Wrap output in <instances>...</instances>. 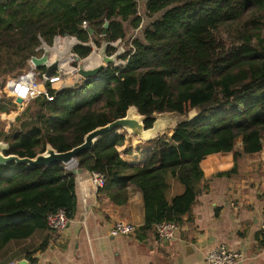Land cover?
I'll return each instance as SVG.
<instances>
[{
    "label": "trees",
    "instance_id": "trees-1",
    "mask_svg": "<svg viewBox=\"0 0 264 264\" xmlns=\"http://www.w3.org/2000/svg\"><path fill=\"white\" fill-rule=\"evenodd\" d=\"M144 9L149 18L161 15L143 30L142 40H132L135 50L124 68L109 64L94 77L58 90L51 102L31 101L7 132L0 123V140L9 143L6 155L34 157L47 144L58 152L78 146L87 132L125 116L130 106L143 116L145 128L155 114L196 110L170 135L153 140L142 166L119 156L123 132L101 136L76 157L83 172L105 178L97 196L105 219L130 222L128 187L134 186L143 199L141 229L152 231L163 221L180 224L191 211L206 160L233 153L238 139L244 154L261 149L264 0H146ZM136 11L135 0H0V79L19 74L31 56L42 54V44L50 47L65 34L81 42L72 52L80 60L87 57L82 67L95 68L102 62L97 52L90 54L89 42L99 46L97 36L107 42L125 38V22L132 28L140 24ZM223 26L230 30L229 44L215 34ZM114 51L107 46V55ZM74 62L71 56L63 59L67 73ZM59 84L56 80L54 86ZM1 112L9 109L0 102ZM173 181L182 190L169 197ZM75 182V174L61 163L0 165V249L46 227L49 213L64 209L71 217L78 198Z\"/></svg>",
    "mask_w": 264,
    "mask_h": 264
},
{
    "label": "crops",
    "instance_id": "crops-1",
    "mask_svg": "<svg viewBox=\"0 0 264 264\" xmlns=\"http://www.w3.org/2000/svg\"><path fill=\"white\" fill-rule=\"evenodd\" d=\"M146 143L125 140L117 148L119 156L132 166H142L154 141ZM203 169L196 201L170 241L159 240L154 230L141 229L143 199L134 186L128 187V204L135 232L112 235L117 220L104 218L98 202L93 201L92 187L84 180L87 197L83 199L75 182L77 206L67 227L57 231L39 228L30 237L10 240L0 249V264H30L36 259L42 264H207L206 252L221 244L242 254L237 264H264L260 229L264 221V135L258 152L242 153L239 139L233 153L206 160ZM181 190L173 181L169 197ZM41 244L44 248L39 250Z\"/></svg>",
    "mask_w": 264,
    "mask_h": 264
},
{
    "label": "built area",
    "instance_id": "built-area-1",
    "mask_svg": "<svg viewBox=\"0 0 264 264\" xmlns=\"http://www.w3.org/2000/svg\"><path fill=\"white\" fill-rule=\"evenodd\" d=\"M137 3V11L136 16H138L140 20V24L137 28H135V33L142 27L144 22V13L141 12L139 6V0H135ZM84 29H88V25L86 23L83 24ZM102 36V35H100ZM135 38L133 36L129 38H119L113 42H107V46H111L115 48V51L118 49H122L119 56L117 57L119 63L117 67L124 68L127 63V60L135 50L132 40ZM77 44H81V42L75 37L70 35L57 36L54 39L52 46H46L44 44L41 45V49H48L49 51V59L47 64L42 67H36L30 58L27 60V67L23 69L17 75H8L5 80L0 84V102L1 99H8L15 107V112L9 110V112H1L0 119L6 121V123H13L15 118L23 111V109L33 100L37 98L45 99L48 102L53 101L55 97V93L65 87H71L77 83H81L86 80L79 74V68L82 66V63L85 59L80 60L75 57V54L72 52L73 47ZM89 45L92 47V53L97 52V47L95 44L90 41ZM126 46V47H125ZM114 51V52H115ZM113 52V53H114ZM51 54H55L53 60H50ZM124 54L126 55L125 59H121L120 57ZM40 56V55H38ZM66 56L74 57L75 60L81 62V65L77 67H73L69 69V73L66 72V69L62 65V61ZM90 56V55H89ZM88 56V57H89ZM51 63L56 64V69L50 77L45 75V67ZM101 68H106L107 65L101 63ZM39 68H44L42 72L39 71ZM77 73L76 77L74 74ZM73 75L72 78L70 76ZM70 79V80H69ZM56 80H60V84L58 86H54ZM47 84H49V91L47 88ZM20 99L21 102L17 103L16 100ZM13 115V116H12ZM65 170L72 171L73 169H77V161L63 165ZM83 171L81 173H75L76 186L79 187L83 199L87 197V193L82 188V182L85 180L92 187V196L93 201H95L99 193V190L104 186L105 178L104 176L96 171ZM70 217L64 209H59L54 213H49L46 215L45 224L46 228L51 231L63 230L67 227L70 222ZM181 228L180 224L174 222L163 221L158 223L154 227L155 235L159 240L162 241H170L175 238L177 231ZM136 226L131 222H126L122 220H117L114 223V226L111 230L112 235H120V236H128L135 232ZM261 233L264 237V221L260 225ZM242 258V254L237 250L231 249L224 244L215 246L209 249L205 254V260L207 264H237ZM10 264H16L15 262H10ZM30 264H42L38 259L32 261Z\"/></svg>",
    "mask_w": 264,
    "mask_h": 264
},
{
    "label": "water",
    "instance_id": "water-1",
    "mask_svg": "<svg viewBox=\"0 0 264 264\" xmlns=\"http://www.w3.org/2000/svg\"><path fill=\"white\" fill-rule=\"evenodd\" d=\"M108 27V21L105 20L103 24V33L105 34V29ZM90 34L92 30L88 28ZM122 49L116 50L111 55H107V42L104 41L101 48L99 49V53L102 55L103 63L107 66L115 62L117 57L119 56ZM49 59V51L48 49H44L40 56H31L30 60L36 67H42L43 65L47 64ZM56 69V64L51 63L45 67V75L50 77L54 70ZM101 69L100 66H97L92 69H84L82 66L79 68V74L84 77L85 79L94 77L99 70ZM17 103H20L21 100L17 99ZM133 110L136 114L137 118H134L129 114V111ZM178 116H175V115ZM196 110H191L187 115H182L176 112H169V113H160L155 114V120L151 127L145 128L143 124V116H141L137 109L134 106H130L125 116L112 120L105 125L97 126L96 128L90 130L84 135L83 142L78 146L73 147L72 149L65 151V152H58L55 150L50 144L45 146L43 152L36 154L34 157H19L15 154H5V152L9 149V143L6 141H0V165H4L8 162H15L17 164H25L29 167H47L54 163H61L63 165H67L73 162H76V157L78 154L89 150L92 148L94 143L103 135L106 134H115L118 133L119 130H125L126 132L136 135L138 138L146 141L156 140L160 135L164 134L165 130L168 128V125L172 122L171 128H174L180 122L190 120L196 116ZM162 115H170V121L163 120ZM162 116V118H158ZM82 170L77 168L76 170L73 169L72 173H81Z\"/></svg>",
    "mask_w": 264,
    "mask_h": 264
},
{
    "label": "rangeland",
    "instance_id": "rangeland-1",
    "mask_svg": "<svg viewBox=\"0 0 264 264\" xmlns=\"http://www.w3.org/2000/svg\"><path fill=\"white\" fill-rule=\"evenodd\" d=\"M145 1L146 0H139V6H140V10H141V12H143L144 13V15H145V9H144V7H145ZM161 15V12L160 13H157V14H155L154 16H152V17H147V16H145L144 17V22H143V24H142V27L135 33V28H132V26H130L129 24H128V22H125L124 23V26H125V28H126V37L125 38H129V37H131V36H133L134 38H139V39H141L142 40V38H143V30L146 28V27H148V25L153 21V20H155V19H157L159 16ZM261 36H264V28L261 30ZM215 34L224 42V43H226V44H229L231 41H232V39L229 37V34H230V30H229V28L228 27H226V26H223V27H220L218 30H216L215 31ZM97 39H99L100 40V45L99 46H96L97 47V52L99 51V49L101 48V46H102V44H103V42L105 41V40H103V39H101L102 37H99V36H97L96 37ZM255 42L256 41H253V44H255ZM126 47V46H125ZM119 63V60H118V58L115 60V62H113L112 63V65H117ZM79 65H81V62L80 61H78V60H75V62H74V66L75 67H77V66H79ZM39 71L40 72H42L43 70L41 69V68H39ZM8 75H10L11 76V74H6L5 76H3L0 80H1V83H2V81L3 80H5V78L8 76ZM76 77L78 76V74L77 73H75L74 74ZM70 76V75H69ZM73 77V75L72 76H70V78H72ZM70 80V79H69ZM0 83V84H1ZM1 104H3L4 106H6L9 110H12V111H16L15 109H14V105L8 100V99H5V98H3V99H1ZM27 107V106H26ZM25 107V108H26ZM24 108V109H25ZM23 109V110H24ZM23 112V111H22ZM21 112V113H22ZM129 112H133L134 113V111L133 110H130ZM20 113V114H21ZM8 114H10V112L8 113ZM19 114V115H20ZM18 115V116H19ZM134 115L136 116V114L134 113ZM13 116V115H12ZM162 116H163V118H162ZM162 116H159L158 118L160 119V118H162L163 120H168V121H170V115H162ZM175 116H178L177 114L175 115ZM16 119V118H15ZM172 122H174V120H172L171 121V123L170 124H172ZM0 123H2L3 124V131L4 132H7L8 130H9V128H10V125H11V123H6V121H4V120H1L0 119ZM168 125V128L164 131L165 133H167L168 135H170L171 134V130H172V128H171V125ZM118 132H123L124 134H125V140H127L129 143H132V142H134L135 144H148V143H146V142H150V140L149 141H146V140H142V139H140V138H138L136 135H133V134H130V133H128V132H126L125 130H119ZM134 136H136V137H134ZM0 141H4V140H0ZM239 141V139L236 141V143H235V145L237 144V142Z\"/></svg>",
    "mask_w": 264,
    "mask_h": 264
},
{
    "label": "bare ground",
    "instance_id": "bare-ground-1",
    "mask_svg": "<svg viewBox=\"0 0 264 264\" xmlns=\"http://www.w3.org/2000/svg\"><path fill=\"white\" fill-rule=\"evenodd\" d=\"M97 55L100 57L101 62L103 63L102 55H101L99 52H97ZM129 114H130L131 116H133L134 118H137V116H135L133 112H129Z\"/></svg>",
    "mask_w": 264,
    "mask_h": 264
}]
</instances>
